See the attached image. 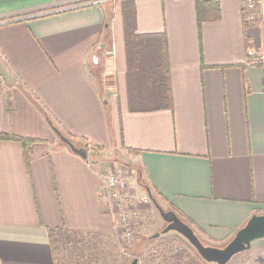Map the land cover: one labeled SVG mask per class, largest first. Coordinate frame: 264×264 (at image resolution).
Here are the masks:
<instances>
[{"label":"crops","instance_id":"crops-1","mask_svg":"<svg viewBox=\"0 0 264 264\" xmlns=\"http://www.w3.org/2000/svg\"><path fill=\"white\" fill-rule=\"evenodd\" d=\"M259 8L248 24L240 0L201 21L196 0H0V133L37 140L27 165L0 139V264H55L54 228L117 235L108 170L205 245L264 214V76L246 56L264 47ZM250 262L264 238L226 264Z\"/></svg>","mask_w":264,"mask_h":264},{"label":"rangeland","instance_id":"rangeland-1","mask_svg":"<svg viewBox=\"0 0 264 264\" xmlns=\"http://www.w3.org/2000/svg\"><path fill=\"white\" fill-rule=\"evenodd\" d=\"M148 212L152 213V217L148 216L144 225L137 229L138 236L134 240L127 241L118 233L117 235L103 236L84 234L82 251L72 253L91 255L93 253L94 256L92 255L91 260L86 262L84 255L79 260L76 259L79 255L72 257L73 254L68 250L66 255L70 258L69 261H73V264H129L134 258H137V264H162L161 261H163V264H175L173 261L176 264H199V261H204L199 260L201 257H198L195 248L184 237L174 231L160 233L158 237L152 238V235L160 232L166 223L156 208L153 212L152 210H148ZM207 243L209 244V242ZM223 245H219V247ZM94 246L96 247L92 249ZM250 264L252 263L250 262Z\"/></svg>","mask_w":264,"mask_h":264},{"label":"built area","instance_id":"built-area-1","mask_svg":"<svg viewBox=\"0 0 264 264\" xmlns=\"http://www.w3.org/2000/svg\"><path fill=\"white\" fill-rule=\"evenodd\" d=\"M243 20L248 24L257 22L260 18V4L262 0H240ZM249 65H256L261 68L264 76V47L262 49L249 47L246 51ZM131 173H124L121 170H108L102 176L101 194L111 209V215L116 225L118 234L127 241H132L141 228L147 214L141 207L151 203L148 196H139L135 191H126Z\"/></svg>","mask_w":264,"mask_h":264},{"label":"water","instance_id":"water-1","mask_svg":"<svg viewBox=\"0 0 264 264\" xmlns=\"http://www.w3.org/2000/svg\"><path fill=\"white\" fill-rule=\"evenodd\" d=\"M54 131L74 153L83 158L87 157V151L84 148L75 146L56 127H54ZM149 195L161 218L166 223L160 232L152 235V238L158 237L160 233L174 231L184 237L195 248L198 255L207 262L226 264L235 254L248 249L252 241L264 238V214H254L223 246L205 245L189 224L184 222L175 212L164 210L150 193ZM137 262V258H134L130 264H137Z\"/></svg>","mask_w":264,"mask_h":264},{"label":"trees","instance_id":"trees-1","mask_svg":"<svg viewBox=\"0 0 264 264\" xmlns=\"http://www.w3.org/2000/svg\"><path fill=\"white\" fill-rule=\"evenodd\" d=\"M214 3V0H196L197 4V11L199 15V21L202 19H205L207 11H209L210 7H212ZM46 118L48 121L49 117L46 115ZM1 138H10V139H15L18 140L22 143L24 147V154H25V160L27 165L30 163V154H31V144L35 141L36 139H31V138H25V137H18V136H9L3 133H0V139ZM138 182L141 186L147 187L145 184L144 180L142 179V176H139ZM183 220V219H182ZM184 221V220H183ZM185 222V221H184ZM84 234H91L95 236H103L104 234L101 233H84L80 231H74V230H69L65 227L62 228H54L49 230V242L52 248L55 264H73V261H69L70 258L67 257L66 253L68 250H70L71 254L72 252H81L83 249V235ZM96 246L92 247L95 248ZM75 255H79L76 257V259L81 258L83 255L85 256L84 258L86 259L85 261L88 262L91 260V254H86V253H78V254H73L71 255L72 257ZM94 256V255H93ZM80 260V259H79ZM131 262V261H130ZM163 264V261H161ZM173 263L176 264V262L173 261ZM79 264V263H77ZM130 264V263H129Z\"/></svg>","mask_w":264,"mask_h":264}]
</instances>
